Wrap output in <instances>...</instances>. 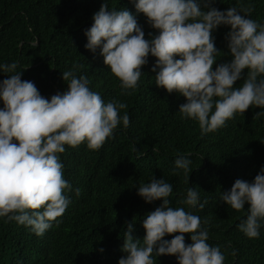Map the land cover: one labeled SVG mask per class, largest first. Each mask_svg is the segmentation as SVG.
Returning <instances> with one entry per match:
<instances>
[{
	"label": "clouds",
	"instance_id": "obj_1",
	"mask_svg": "<svg viewBox=\"0 0 264 264\" xmlns=\"http://www.w3.org/2000/svg\"><path fill=\"white\" fill-rule=\"evenodd\" d=\"M132 3L158 35L146 39L136 15L126 8L109 10L107 0L85 31L86 49L94 54L101 50L122 94L130 95L138 87L151 55L157 58L152 67L155 85L186 98L178 112L198 122L202 134L218 131L250 107L260 109L256 118L264 117V23L251 18L252 7L221 11L211 6L215 0ZM220 26H230L226 40L232 59L217 65L220 51L213 32ZM78 67L62 72L67 90L48 99L34 82L22 80L16 62L0 63V71L8 74L0 81V219L27 227L37 236L58 225L71 203L68 193L73 189L64 178L60 155L66 146L86 144L89 150H99L121 124L127 128L130 123L126 111L120 114L127 105L105 102L90 89L87 76H77ZM191 164L190 155H178L174 174L187 175ZM75 191L78 196L79 189ZM172 192L170 183L155 176L139 185L137 194L146 203H163L144 218L143 239L133 235L134 223L126 222L122 247L126 255L118 264H155L163 255L175 256L177 264H224L221 247L208 243V228L191 211L204 207L199 193L189 187L179 199L183 206L172 207ZM220 201L238 212L246 209V218L237 227L247 238L259 239L264 228V166L252 182L237 179L220 194ZM175 233L179 234L165 239ZM185 234H190L191 243L185 242Z\"/></svg>",
	"mask_w": 264,
	"mask_h": 264
},
{
	"label": "trees",
	"instance_id": "obj_2",
	"mask_svg": "<svg viewBox=\"0 0 264 264\" xmlns=\"http://www.w3.org/2000/svg\"><path fill=\"white\" fill-rule=\"evenodd\" d=\"M103 3L0 0V63L16 62L22 80L34 82L48 99L67 90L62 72L80 66L75 69L77 76H87L90 89L105 102L125 103L127 109L120 114L126 111L130 118L129 126L121 124L115 137L99 150L81 144L66 146L60 154L64 178L73 190L58 225L54 223L43 236H37L27 227L0 219V264H118L126 255L122 251L126 222L134 223L133 235L143 239L144 218L163 203H146L137 194L139 185L154 176L173 186L172 207L183 206L180 197L189 187L196 189L204 207L191 211L208 228V243L221 247L224 264H264V228L259 239L247 238L237 227L246 218V209L238 212L220 201V194L229 191L237 179L252 182L264 166V117H255L260 109L250 107L218 131L202 134L198 122L178 112L186 98L155 85L152 67L157 58L151 55L141 69L138 87L130 95L122 94L120 81L105 65L101 50L94 54L85 47V31ZM107 3L109 10L126 8L136 15L146 39L158 35L147 17L136 13L132 0ZM211 6L221 11L252 7L251 18L264 23V0H215ZM230 30V26H220L213 32L220 51L217 65L232 59L226 40ZM6 78L8 74L0 71V81ZM178 155L191 157L187 175L173 172ZM185 242L191 243L190 234H185ZM155 264H177V260L163 255L155 258Z\"/></svg>",
	"mask_w": 264,
	"mask_h": 264
}]
</instances>
